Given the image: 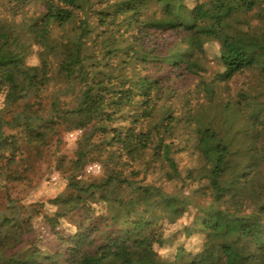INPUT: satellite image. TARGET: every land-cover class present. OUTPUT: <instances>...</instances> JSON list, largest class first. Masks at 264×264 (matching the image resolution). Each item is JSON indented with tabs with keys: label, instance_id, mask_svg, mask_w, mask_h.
<instances>
[{
	"label": "trees",
	"instance_id": "16d2710c",
	"mask_svg": "<svg viewBox=\"0 0 264 264\" xmlns=\"http://www.w3.org/2000/svg\"><path fill=\"white\" fill-rule=\"evenodd\" d=\"M30 7L34 63L18 34ZM262 34L264 0H0V264H264V64L242 43ZM57 84L81 90L45 104ZM179 109L186 193L145 183L140 129L171 139ZM59 129H80L67 195L51 211L19 203L24 146ZM93 154L101 170L86 174ZM221 184L233 191L215 197ZM36 216L60 260L41 253Z\"/></svg>",
	"mask_w": 264,
	"mask_h": 264
},
{
	"label": "rangeland",
	"instance_id": "374dc122",
	"mask_svg": "<svg viewBox=\"0 0 264 264\" xmlns=\"http://www.w3.org/2000/svg\"><path fill=\"white\" fill-rule=\"evenodd\" d=\"M38 7L41 9L40 5ZM30 10V14L26 17H20L22 20L20 21L18 34L25 43L31 45L27 62L34 63L38 62V46L28 27L30 19L38 15V13L34 14V7H30ZM31 13L34 15H31ZM242 43L250 53L258 57L264 64V34L256 38H245ZM234 85L235 83H232V86ZM80 90V84H77L73 88H69L64 84H57L47 90L49 94L48 99L45 100V104L49 103L51 96H58L61 100L69 102ZM176 113V120L168 130V134L172 133L171 139L167 138V135L156 131L153 126L140 128L150 129L152 132L150 139L147 141V147L151 153V161H153L154 167L152 173L147 176L145 183L161 185L170 192L186 193L194 181L191 164L195 161L190 155V142L187 136L182 133V128L188 125L189 117L187 113L180 109ZM13 132L17 133L19 130L15 129ZM73 137L74 135L71 136L59 129V133L47 137L46 143H42L41 145L33 143L24 146V154L28 157V160L24 164H18V170L22 172L24 179L20 182L16 180L13 183L10 192L11 197L18 199L19 203H21V199L27 204L43 201L44 208L49 211L54 210L57 202L65 198L68 192L63 176L68 173L72 164L70 159L75 154L77 143L73 140ZM166 143L169 144L170 151L168 152L164 148ZM120 153L124 154L125 151H111V156L114 160H118ZM89 159L91 162L88 165L98 162L96 154L90 156ZM88 165L84 169L86 174L95 175L101 170L100 167L98 173L87 172ZM232 191L233 188L224 187L221 184L213 190V194L215 197L220 198ZM2 195L5 196V194L0 193V207L3 206L4 208L5 200H3L4 197ZM32 222L37 233L41 236L39 242L41 253L47 255L50 262L60 260L56 250V237L50 232L47 222L41 216H36ZM1 264L13 263L8 259H3ZM26 264L33 263L27 261Z\"/></svg>",
	"mask_w": 264,
	"mask_h": 264
},
{
	"label": "built area",
	"instance_id": "2783aa9c",
	"mask_svg": "<svg viewBox=\"0 0 264 264\" xmlns=\"http://www.w3.org/2000/svg\"><path fill=\"white\" fill-rule=\"evenodd\" d=\"M79 132H80V129L76 130L75 132L70 133V135L72 136L74 135V133H79ZM99 170H100V165L97 163L90 164L87 167V172L98 173Z\"/></svg>",
	"mask_w": 264,
	"mask_h": 264
}]
</instances>
